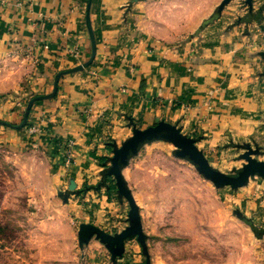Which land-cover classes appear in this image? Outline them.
Segmentation results:
<instances>
[{"label":"crops","instance_id":"1","mask_svg":"<svg viewBox=\"0 0 264 264\" xmlns=\"http://www.w3.org/2000/svg\"><path fill=\"white\" fill-rule=\"evenodd\" d=\"M131 1L92 0L93 62L82 72L61 77L55 98L34 106L23 128L41 129L48 183L57 204L73 214L76 227L90 223L106 231L97 223L79 220L81 212L73 207L71 196L63 204L56 192L64 191L70 179L77 188L83 178L88 184L98 183L102 164L111 155L108 144H119L131 134L122 114L144 128L158 118L177 124L192 137L201 129L211 131L216 135L210 141L213 145L224 144L222 129H252L254 116L264 111V78L256 76L264 63L255 57L264 51V31L255 23L248 34L243 26L226 31L234 16L241 14L237 0L225 8L219 21L191 39L221 0ZM260 4L264 0H256L255 9ZM85 5L82 0H0L4 117H11L5 98L21 84L48 93L58 72L84 61L90 51ZM261 26L264 29V20ZM75 52L77 60L72 57ZM3 129L12 130L0 126V143L27 147V131ZM67 141L75 144V162L68 172L62 168L61 148ZM82 260V264H112L94 240L84 249ZM139 260L132 247L117 264H139Z\"/></svg>","mask_w":264,"mask_h":264},{"label":"rangeland","instance_id":"2","mask_svg":"<svg viewBox=\"0 0 264 264\" xmlns=\"http://www.w3.org/2000/svg\"><path fill=\"white\" fill-rule=\"evenodd\" d=\"M88 57L89 53L84 61ZM44 94L39 88L21 84L5 98L11 117H4L6 113L1 111L0 120L19 125L27 102ZM254 117L252 129L220 130L224 144L211 145L216 137L211 131L201 129L193 134L201 137L197 147L213 167L228 173L241 166L242 162L235 160L238 152L228 146L230 142L255 141L264 151V111ZM26 139L24 148L0 143V264H82L74 216L57 204L48 183L42 132L37 136L27 133ZM172 150L162 142L145 145L124 170L148 236L150 264H264V238L255 239L248 226L232 214L238 210L264 228V181L254 178L237 191L215 189L190 164L174 158ZM256 158L264 161V154ZM88 183L83 178L77 189L97 184ZM109 187L97 194L89 190L71 196L70 201L81 212L79 220L97 223L113 234L126 225L127 204H118L111 180ZM126 244L128 252L136 249L139 264H145L138 243L131 240Z\"/></svg>","mask_w":264,"mask_h":264},{"label":"water","instance_id":"3","mask_svg":"<svg viewBox=\"0 0 264 264\" xmlns=\"http://www.w3.org/2000/svg\"><path fill=\"white\" fill-rule=\"evenodd\" d=\"M136 1L143 0H132L131 3ZM233 1L234 0H221L212 14L202 21L195 34L191 35L189 39L201 32L208 25L219 21L222 12ZM255 1L256 0H237V10L241 12V14L234 16V19L227 25L226 31L243 26L245 30L244 34H248V28L252 23H255L261 31H264L261 26V22L264 20V16L262 15L264 5L260 4L255 9ZM91 4L92 0H87L84 15V24L90 48L87 60L72 68L58 72L53 78L51 91L49 93L35 96L27 102L19 125H12L8 122L0 121V126L12 128L14 130L23 129L27 124L30 111L35 103L45 102L55 98L61 77L82 72L91 65L96 54V42L90 20ZM255 57L264 63V51L256 52ZM256 76L258 78H264V67H262L260 72L256 73ZM122 117L127 122V126L131 128V134L119 144L115 142L108 144L111 155L107 157L102 164L103 167L99 172L98 183L95 186L77 189L74 180L70 179L64 191L58 190L56 192L61 202L67 204L70 196H78L80 193L85 194L89 190H94L97 193H99L101 189L109 191V180H111L118 204L120 206H123L124 203L127 204L126 225L119 232L110 234L90 223H80L78 225L76 237L81 259H83L84 249L94 240L107 251L110 262L112 264H117V260L128 252L126 243L135 240L141 248V254L145 259V264H150L146 246L147 237L143 233L139 207L122 174L123 170L129 165V162L139 154L145 145L154 142L170 144L173 147L171 155L174 158L190 164L199 176L210 182L213 187L218 190L229 188L231 191H237L239 188L247 186L249 181L254 178H259L264 181V161L256 158L262 156L264 151L255 141H252V144L229 143L228 146L234 148L238 152L235 160L241 161L242 164L239 168H233L230 172L224 173L213 167L205 156L204 151L197 147V143L201 140V137H192L184 134L177 124H171L158 118L154 120L152 125L139 128L131 116L122 114ZM232 214L239 221L248 226L255 239L260 240L264 238V228L257 227L251 218L245 217L238 210H234Z\"/></svg>","mask_w":264,"mask_h":264},{"label":"built area","instance_id":"4","mask_svg":"<svg viewBox=\"0 0 264 264\" xmlns=\"http://www.w3.org/2000/svg\"><path fill=\"white\" fill-rule=\"evenodd\" d=\"M23 53L27 52V50H23ZM72 57L77 60L79 58L78 52H75L72 54ZM28 136L32 135H40L41 129L37 125H30L28 128ZM62 148V168L68 172L70 171L74 166V148L75 144H73L71 141L64 142V144L61 146Z\"/></svg>","mask_w":264,"mask_h":264},{"label":"trees","instance_id":"5","mask_svg":"<svg viewBox=\"0 0 264 264\" xmlns=\"http://www.w3.org/2000/svg\"><path fill=\"white\" fill-rule=\"evenodd\" d=\"M83 1V3H85L86 4V2H87V0H82Z\"/></svg>","mask_w":264,"mask_h":264}]
</instances>
